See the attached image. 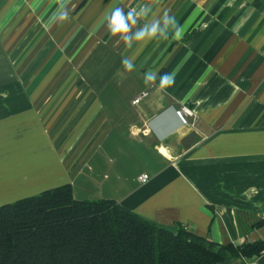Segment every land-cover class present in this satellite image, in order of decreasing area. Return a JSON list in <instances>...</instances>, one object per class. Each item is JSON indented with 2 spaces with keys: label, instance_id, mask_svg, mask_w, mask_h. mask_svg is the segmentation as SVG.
<instances>
[{
  "label": "crops",
  "instance_id": "1",
  "mask_svg": "<svg viewBox=\"0 0 264 264\" xmlns=\"http://www.w3.org/2000/svg\"><path fill=\"white\" fill-rule=\"evenodd\" d=\"M63 184L217 243L264 241V0H0V205Z\"/></svg>",
  "mask_w": 264,
  "mask_h": 264
},
{
  "label": "trees",
  "instance_id": "2",
  "mask_svg": "<svg viewBox=\"0 0 264 264\" xmlns=\"http://www.w3.org/2000/svg\"><path fill=\"white\" fill-rule=\"evenodd\" d=\"M262 252L264 241L217 243L114 200H77L70 184L0 205V264H231Z\"/></svg>",
  "mask_w": 264,
  "mask_h": 264
},
{
  "label": "clouds",
  "instance_id": "3",
  "mask_svg": "<svg viewBox=\"0 0 264 264\" xmlns=\"http://www.w3.org/2000/svg\"><path fill=\"white\" fill-rule=\"evenodd\" d=\"M63 7V5H61V8ZM68 19V13L67 12H63L61 15V20H67ZM132 17L131 15H129L128 20H131ZM108 27L110 29V31L112 32L113 35L115 34H125L129 31L128 26L125 22V17L122 13V11L117 10L116 12L113 13L111 19L109 20V24ZM156 32V26H153L151 28V33L150 34H155ZM145 33L141 32L140 34L137 35V40L142 39ZM177 35H179V30H177ZM127 42V40H126ZM125 66L128 69H131L132 65L125 60L124 61ZM148 80H154L155 79V74H150L147 76ZM171 83H173V78L171 76H165L161 78V84L162 85H170Z\"/></svg>",
  "mask_w": 264,
  "mask_h": 264
},
{
  "label": "built area",
  "instance_id": "4",
  "mask_svg": "<svg viewBox=\"0 0 264 264\" xmlns=\"http://www.w3.org/2000/svg\"><path fill=\"white\" fill-rule=\"evenodd\" d=\"M141 97L142 96H137L136 98H134L132 100V103L133 104L137 103ZM175 113L184 123L187 122V120L190 116L194 115L193 111L186 105H182L180 108L176 109ZM138 180L141 183H144L148 180V175L142 174V175L138 176ZM182 227L187 230V226L185 224L182 225Z\"/></svg>",
  "mask_w": 264,
  "mask_h": 264
},
{
  "label": "rangeland",
  "instance_id": "5",
  "mask_svg": "<svg viewBox=\"0 0 264 264\" xmlns=\"http://www.w3.org/2000/svg\"><path fill=\"white\" fill-rule=\"evenodd\" d=\"M75 188H76V186H75ZM79 195V194H78Z\"/></svg>",
  "mask_w": 264,
  "mask_h": 264
}]
</instances>
